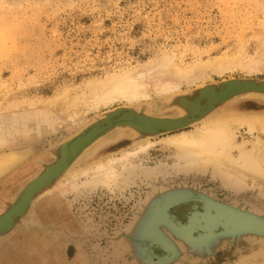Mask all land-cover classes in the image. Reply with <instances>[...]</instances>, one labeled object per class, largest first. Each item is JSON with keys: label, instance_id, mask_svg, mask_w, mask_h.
<instances>
[{"label": "rangeland", "instance_id": "rangeland-1", "mask_svg": "<svg viewBox=\"0 0 264 264\" xmlns=\"http://www.w3.org/2000/svg\"><path fill=\"white\" fill-rule=\"evenodd\" d=\"M166 58L182 72L190 69L191 82L177 74L180 89L159 93L147 79L151 98L118 100L89 111L86 122L121 105L152 103L161 108L156 114L178 115L167 102L178 93L233 77L263 81L264 0H0V151L27 152L0 175V214L85 126L45 98L64 89L82 93L90 80L147 71ZM210 63L215 68L205 71ZM216 109L264 113V94H244ZM240 128L237 157L244 144L258 145L264 155L263 132ZM117 132L37 194L15 228L0 236V264H264V235L254 234L264 233V177L240 176L228 165L218 170L162 142L179 131L120 139ZM146 140L157 144L117 161L112 182L96 172L74 184L64 180ZM209 221L218 222L208 227ZM151 231L163 239L150 238ZM243 232L252 234L230 237Z\"/></svg>", "mask_w": 264, "mask_h": 264}, {"label": "bare ground", "instance_id": "bare-ground-1", "mask_svg": "<svg viewBox=\"0 0 264 264\" xmlns=\"http://www.w3.org/2000/svg\"><path fill=\"white\" fill-rule=\"evenodd\" d=\"M239 59H240V57L238 58V60ZM216 60H218V59H216ZM235 60H236V58H235ZM252 61L254 62L255 60H252ZM252 61H250V62H252ZM237 62H239V61H237ZM196 64H198V63H196ZM211 64H212V68H213L214 67L213 63H210V65L208 64V66H204L205 65L204 64L203 69L206 71L207 67H210ZM250 65H252V64H250ZM248 67L250 68V66H248ZM194 68L200 69V66L197 65V66H194ZM217 68L218 69H220V68L224 69L225 67L219 65V66H217ZM191 69L195 70V69H193V66ZM254 69L256 70V68H254ZM189 70L190 69L187 68V70H184V72H182V70L179 69L173 63L172 58H166L164 61L162 60L161 63L153 65L147 71L137 69L135 71H122V72L113 73L111 75H108L104 79L90 80L88 83L85 84L86 87H85V89L82 90V93H79L78 91L76 93H73L74 91L72 92V91H70V89H66V90L64 89L63 91L57 92L53 96L45 98L44 101L46 103H48L49 105H51L53 108L57 109L62 115L66 116L70 121L75 122V123H81L82 122L86 126L89 124V122L88 123L86 122L87 118H85L86 117L85 115L91 110L97 111L101 107L108 106V105H110V104H112L118 100H125L127 102H135V101H139V100H142L145 98H151V93L149 91V83L147 82V79H150L153 81L154 87L156 88V91H158L159 93H170V92H174V91L177 92V90L180 89L181 81L179 82V80H175L176 78L174 79V76H176L177 74H179V75L183 74L182 76H185V78H187L189 76V72H188ZM185 71H187V72H185ZM190 72H191L190 74H192L194 71L193 72L190 71ZM188 80H190V82H191V79H188ZM229 80L232 83L229 86L228 90H226V92H224L223 95L229 94L231 91L237 89V85L234 82L236 80V77L229 78ZM204 94H205L204 96H200V99H197L196 101H194L196 99L195 96H197L198 94L193 95V96H183L184 97L183 100L185 102H187L186 106H183L180 103L182 96L177 95V96L172 97L171 98L172 103L175 105H180L179 115H156V114H153L152 112H154L156 110L155 106L153 104H151L148 107H144L143 113L145 112L144 114H147V115L153 117V119L150 120V123H153L154 125L155 124H158V125H163V124L169 125L170 124L171 125V124H175L176 122H178V119L183 117V115L189 113L191 111V107H193L192 109H196L194 111H197L198 114L202 113V112H203L202 114H204L205 112H207L206 114L203 115L202 118H199L198 120L195 119L193 121L191 120V122H193V125H195L194 129L182 130V131L177 130V131H179L178 133L169 134L168 136H164L162 138V142L166 146L180 149L183 152V155L185 153V157L188 156V158L189 157L196 158V160H202V161H206V162H215L218 170L225 167V165H228L231 170L237 172L238 175H240V176H249V175L251 176L252 175V176H256V177H258V176L264 177V155H263V153H261V151H260L261 149L258 145L253 144L254 145L253 150H249L250 148L248 149L247 147H244L245 144H244V146L239 145L238 146L239 151H237L238 153L236 152L238 154V157L234 153V150H233L238 145L235 142L236 139L238 138L236 130L239 129L240 126H247L249 131L254 135H255L256 131L257 132L258 131L263 132V134H264V113L263 112H247V111H243V110L242 111L241 110H232L230 112H220V111H217V109H216L217 105L220 102H214V100L217 96L215 90L208 89L207 91H204ZM245 94H250V95L256 94V95H258L260 93L249 92V93H245ZM235 98H237V97H234V98L229 99V100H233ZM41 99L43 100V98H41ZM38 101H40V100H38ZM44 101H41V102H44ZM226 101H222V102H226ZM213 102H214V104H213ZM210 106H212L211 107L212 109L207 111L210 108ZM200 121H201V124H200ZM121 129L123 131L117 132V134H116L117 138L125 136L127 134L136 135L139 133L138 129H136L135 127H131V126L129 127V131L126 129V127H123ZM184 129H186V128H184ZM98 130H99V128L95 127L91 130V133H89L88 135L75 140V142L73 144H71L67 150L69 156L75 155V154H77V152L79 153V151H82L83 148L87 146L86 144L90 139L89 137L95 136V134L97 133ZM148 134L149 133H145V135H148ZM74 135L79 136L80 131H78ZM101 137H103V136H101ZM101 137L96 139L89 146H91V147L96 146L99 142H101V140H102V139H100ZM146 141L147 142L141 144L139 147L137 146V148L135 150H127L126 149L125 151H123L121 156H115V155L111 156L108 158L107 161L98 159V160L94 161L93 163H91L90 165H86L83 168L82 172L81 171H79V172L77 171L76 173L74 172L75 174H73L71 178H67L64 180L65 181L68 180L69 185H70L71 183H73V184L76 183L79 176H81L83 174L89 175V174H92L93 172H96L95 175L96 176H103V179L105 182H112L119 175V172H118V169L116 166L117 161L120 160L119 164L130 161L129 157H132L138 151L140 152L141 150H146V149L157 144L156 141H154V140H146ZM243 143H245V142H243ZM3 145L4 144L0 138V148ZM24 153L27 154V152L17 151V150L4 151V152L0 151V175L7 172L11 168H13L17 163L21 162V160L24 158V155H25ZM81 155L75 161H78L81 158ZM53 165L54 164L47 166L46 169H44V171L42 172L43 174L42 173H41L42 175L39 174L41 176H39V175L36 176V178L37 177H42V178L36 183L35 186H37L41 182H45L46 180L49 179V176H51L52 171L47 173L46 175H44V173L47 172V170H49V171L52 170L51 166H53ZM36 178L34 177L33 180ZM81 178H82V176H81ZM63 182L64 181H62V183ZM35 186H33L32 189ZM28 193L25 194L23 196V198L19 201V204H18L19 207H21L26 202V200L28 199ZM168 195H170V194H168ZM176 195L178 196V194H176ZM32 202H33V200H32ZM222 203H224V202H222ZM193 204H194V202H193ZM196 204L198 205V203H196ZM200 206H201V204H200ZM211 209H213V208H211ZM188 212H192V211L189 210ZM251 214H252V212H251ZM0 215H2V214H0ZM226 215H228V214H226ZM165 216H169V215L165 214ZM169 220L173 221V223L176 224L174 220H172V219H169ZM244 221H243V224L245 223ZM187 222H188V220H187ZM197 222H199V218L197 216H195L192 219V223L194 224ZM217 222L216 221H209L207 226L213 227V226L217 225ZM0 224H2V223H0ZM184 224H186V223H184ZM263 224H264V222H263ZM182 227H184V226H182ZM195 229H197V228H195ZM250 229H252V228H250ZM187 230H189V229H186V231ZM149 237L150 238L155 237V238L163 239V237H161V235H159L156 231H151L149 233ZM151 245H153V244H151ZM170 245H172V244H170ZM163 247H166V246L164 245ZM168 254H169V250H168Z\"/></svg>", "mask_w": 264, "mask_h": 264}, {"label": "water", "instance_id": "water-1", "mask_svg": "<svg viewBox=\"0 0 264 264\" xmlns=\"http://www.w3.org/2000/svg\"><path fill=\"white\" fill-rule=\"evenodd\" d=\"M234 82L237 85V89L231 91L229 94H226V95H223V94H224V92H226V90H228L229 86L232 83L229 80V78L224 79V80L219 81V82H213V83L201 85V86L195 88L194 90H188L186 92L178 93L174 96H177V95L182 96L180 103H181V105L186 106L187 102H185L183 100V98H184L183 96H193V95L198 94L197 96H195L196 99L194 101H196L197 99H200V96H204L205 95L204 91H207L208 89L215 90V92L217 94L214 102H222V101H226V100L228 101L229 99H232L234 97H239V96L244 95L245 93H249V92H257L260 94H264V80L259 81L258 79L253 78V77H236V80ZM174 96H171L167 102L169 103V105L171 107L177 108L180 111V105H175L171 101V98ZM214 102H213V104H214ZM151 104L152 103H148L146 106H149ZM212 106H210V108L207 111L212 109L211 108ZM156 108H158V109H156L155 111L161 109L160 107H157V106H156ZM192 108L193 107H191V111L189 113H187V114L183 115V117L179 118L178 122H176L175 124H171V125L170 124L169 125H164V124L163 125H158V124L154 125L153 123H150V120H152L153 117L149 116L147 114H144L145 112L143 113V109H144L143 105H139V106L121 105V106H117L113 109H109V110H106L102 113H98V114L94 115L92 117V120L89 122V124L84 126L80 130L79 136L74 135L60 145V147H59V150H60L59 158H57V161L54 163L53 166H51L52 170H50V171L47 170V172L44 173V175H46L47 173L52 171L51 176H49V179L46 180L45 182H41L37 186H35L36 183L42 177H37V178L35 177L36 179H34V180L32 179L33 181L30 180L25 185V187L22 189V191L17 195V197H15L12 200V202L9 204L8 208L2 213V215H0V223H2V224H0V236H4L5 233H8L15 228L17 220L21 219L29 211L30 207L32 206L31 205L32 200L36 197V195L38 193H40L41 191H43L46 187L50 186L54 182V180L56 178H58L61 174L65 173L66 170L76 162L75 160H77V158L81 154L83 155L86 152V150H88L91 147L89 145H91L96 139H98L101 136H103V137H101L100 139H103L109 133H111L115 130L119 131L123 127H126V129L129 131L130 126L135 127L136 129L139 130V133L136 135L127 134L128 136L130 135V136H133L134 138L149 137V136H154V135H159V134H164V133H169V132L181 130V129L187 128L189 125L192 126L193 122H191V120L192 121L195 119L198 120L199 118H202L204 114L207 113V112H205L204 114H202L203 113L202 112V113L198 114L197 111H194L196 109H192ZM155 111L152 113L156 114ZM156 115H159V114H156ZM95 127L99 128V130L97 131L95 136L89 137L90 139L86 144L87 146L85 145L86 147H84L82 151H79V153L77 152V154L69 156L67 150L70 147V145L73 144L75 142V140H77L81 137H84V136L88 135L89 133H91V130ZM145 133H149V134L145 135ZM127 135H125V136H127ZM125 136H122V137H125ZM122 137H119L117 139H120ZM41 175H39V176H41ZM33 186H35V187L32 189ZM27 193H28V199L26 200V202L21 207H19L18 206L19 201ZM245 234H252V232H243V233L238 234L236 236L230 235V237H241ZM254 234L264 235V233H254ZM221 237H223V236H221ZM204 247L205 246H203V247L198 246L197 248L201 249Z\"/></svg>", "mask_w": 264, "mask_h": 264}, {"label": "flooded vegetation", "instance_id": "flooded-vegetation-1", "mask_svg": "<svg viewBox=\"0 0 264 264\" xmlns=\"http://www.w3.org/2000/svg\"><path fill=\"white\" fill-rule=\"evenodd\" d=\"M59 156H60V155L58 154V155H57V158H59ZM57 158H56L55 161H53V162H49V163H55V162L57 161ZM49 163H48V164H49ZM42 166H43V165H42ZM45 166H46V165H45ZM26 170H27V169H26ZM43 170H44V166H43ZM22 172H24V170H23ZM37 175H38V174H37ZM37 175H36V176H37ZM36 176H34V177H36ZM34 177H33V178H34ZM33 178H32V179H33ZM32 179H31V180H32ZM38 194H39V193H38ZM36 197H37V195H36Z\"/></svg>", "mask_w": 264, "mask_h": 264}]
</instances>
